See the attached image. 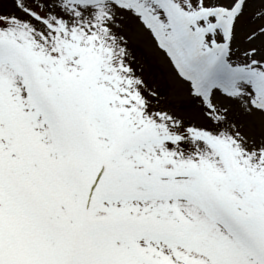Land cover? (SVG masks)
I'll return each mask as SVG.
<instances>
[{
	"label": "snow or ice",
	"instance_id": "obj_1",
	"mask_svg": "<svg viewBox=\"0 0 264 264\" xmlns=\"http://www.w3.org/2000/svg\"><path fill=\"white\" fill-rule=\"evenodd\" d=\"M0 264H264V0H0Z\"/></svg>",
	"mask_w": 264,
	"mask_h": 264
}]
</instances>
